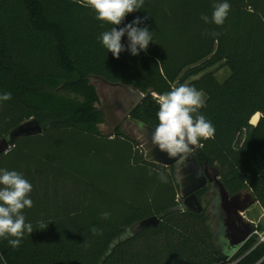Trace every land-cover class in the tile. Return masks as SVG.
<instances>
[{
    "label": "trees",
    "instance_id": "1",
    "mask_svg": "<svg viewBox=\"0 0 264 264\" xmlns=\"http://www.w3.org/2000/svg\"><path fill=\"white\" fill-rule=\"evenodd\" d=\"M220 2L144 0L116 27L139 17L136 26L153 41L134 56L125 34L117 59L101 42L113 26L77 0H0V94L11 93L0 101V139L31 120L43 128L0 156V169L32 185L33 207L23 215L34 229L18 248L0 238V264H191L200 238L222 260L264 264V243L254 236L232 257L221 253L213 215L180 209L174 169L146 162L120 127L112 136L99 129L106 118L93 78L148 94L132 117L155 128L160 94L225 63V82L211 75L201 82L208 100L199 114L215 133L195 157L218 170L231 194L245 190L264 204V0H227L230 11L217 26L211 16ZM209 191L197 193L202 205ZM151 217L160 219L157 228L133 231Z\"/></svg>",
    "mask_w": 264,
    "mask_h": 264
},
{
    "label": "clouds",
    "instance_id": "2",
    "mask_svg": "<svg viewBox=\"0 0 264 264\" xmlns=\"http://www.w3.org/2000/svg\"><path fill=\"white\" fill-rule=\"evenodd\" d=\"M83 6L90 8L95 13V18L110 24V30L101 34L102 45L111 52L115 58L125 51L122 37L127 34V50L132 55H138L141 50H147L153 41L151 32L146 28L137 27L142 21L139 17L125 27L117 29L125 17L141 9L144 0H77ZM230 11L227 0L213 5L211 22L222 26ZM205 23L209 17L202 15ZM218 35V34H217ZM11 99V93L0 94V101ZM159 123L153 130L152 143L166 153L170 158L188 154L193 147L200 146L202 139L214 136L215 128L199 109L204 104L203 94L195 87L181 84L171 88L170 91L157 97ZM162 182L166 177L160 173ZM32 191L31 183L15 170L0 169V238L8 241L12 248H18L25 234L33 232L31 223H26L23 215L25 208L33 207L29 198ZM109 213H103L107 219ZM47 227L44 226V229ZM93 231H95L93 229Z\"/></svg>",
    "mask_w": 264,
    "mask_h": 264
},
{
    "label": "water",
    "instance_id": "3",
    "mask_svg": "<svg viewBox=\"0 0 264 264\" xmlns=\"http://www.w3.org/2000/svg\"><path fill=\"white\" fill-rule=\"evenodd\" d=\"M92 80L99 81L103 86L114 92L116 103L110 108L117 119L116 129L124 125L133 133L131 138L143 150L145 161L174 169L175 178L180 188L181 210L194 214L203 213L204 207L198 199L197 193L213 183L216 198L210 212H214L213 220L216 229L214 242L221 253L232 257L250 240L256 231L255 226L247 222L243 216L256 203L254 195L245 190L231 194L220 180L217 169L208 166L201 167L197 162L195 154L199 150V146L193 147V150L188 154L171 158L166 153L161 152L152 143L154 127L132 117L148 94L140 92L131 85L110 83L96 77ZM42 133L43 128L36 120L22 124L7 137L0 139V156L8 153L12 144L19 139ZM159 224L160 219L158 217H151L136 224L133 231L140 233L149 228H157Z\"/></svg>",
    "mask_w": 264,
    "mask_h": 264
},
{
    "label": "rangeland",
    "instance_id": "4",
    "mask_svg": "<svg viewBox=\"0 0 264 264\" xmlns=\"http://www.w3.org/2000/svg\"><path fill=\"white\" fill-rule=\"evenodd\" d=\"M213 76V78L218 83L225 82L230 76V70L225 65V63L218 64L207 71L201 73L200 75L195 76L191 80H189L186 85L195 87L198 91L203 94L204 104L208 100L207 94L203 91V87L201 82L204 80L205 76ZM93 84L95 85L96 89L99 92L100 100H101V109L105 114L106 122L100 125L99 129L103 132L104 135L112 136L115 133L117 119L113 115L112 107L116 103V97L114 92L109 88L103 86L99 81L92 80ZM202 106V107H203ZM201 107V108H202ZM257 120L255 121L254 118L251 121L253 126H256L261 118V115L258 114ZM121 130L124 131L128 136L132 137L133 133L125 128L124 125L120 126ZM233 191L234 188H232ZM73 190L71 186L67 187V194ZM212 199L208 198L207 201L203 203V207L210 212L212 208ZM209 202V203H207ZM211 215L214 212H210ZM244 219L255 226L257 234L254 236L256 241H260L261 237H264V204L260 201H257L247 212L243 215ZM215 223V221H214ZM215 227V224H214ZM216 230V229H215ZM188 259L190 260L191 264H235L236 259H220L210 248L208 243L205 242V239L200 238L199 243L193 246Z\"/></svg>",
    "mask_w": 264,
    "mask_h": 264
},
{
    "label": "flooded vegetation",
    "instance_id": "5",
    "mask_svg": "<svg viewBox=\"0 0 264 264\" xmlns=\"http://www.w3.org/2000/svg\"><path fill=\"white\" fill-rule=\"evenodd\" d=\"M207 187H210V191L208 192L207 197L213 200L212 201V205H213V202H214V200L216 198V192H215L213 183H210Z\"/></svg>",
    "mask_w": 264,
    "mask_h": 264
},
{
    "label": "built area",
    "instance_id": "6",
    "mask_svg": "<svg viewBox=\"0 0 264 264\" xmlns=\"http://www.w3.org/2000/svg\"><path fill=\"white\" fill-rule=\"evenodd\" d=\"M256 234H257V231H255V233L253 234V236H255ZM253 236H252V237H253ZM252 237H251V238H252ZM251 238H250V239H251ZM259 243H264V237H261V240L259 241Z\"/></svg>",
    "mask_w": 264,
    "mask_h": 264
}]
</instances>
